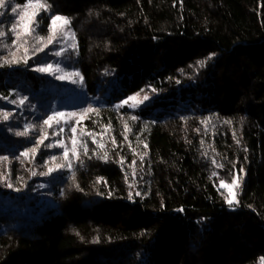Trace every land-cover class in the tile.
I'll return each instance as SVG.
<instances>
[{
    "label": "trees",
    "instance_id": "16d2710c",
    "mask_svg": "<svg viewBox=\"0 0 264 264\" xmlns=\"http://www.w3.org/2000/svg\"><path fill=\"white\" fill-rule=\"evenodd\" d=\"M42 1L71 21L86 93L106 99L80 126L110 128L108 165L63 169L48 189L55 206L38 211L31 191L54 152L43 122L56 82L36 66L53 49L29 38L17 51L11 16L0 15V206H31L0 209V264H260L264 0ZM37 20L47 37V15ZM13 52L21 62L5 64ZM153 88L147 107L114 105ZM235 175L243 185L230 206L219 183Z\"/></svg>",
    "mask_w": 264,
    "mask_h": 264
},
{
    "label": "rangeland",
    "instance_id": "374dc122",
    "mask_svg": "<svg viewBox=\"0 0 264 264\" xmlns=\"http://www.w3.org/2000/svg\"><path fill=\"white\" fill-rule=\"evenodd\" d=\"M44 2V1H42ZM45 3V2H44ZM7 6L9 5L6 3ZM14 6L9 5V7L2 8L3 14L5 13L7 15L11 16V20L9 19V26H11L15 22V16L16 14L12 13L11 8ZM23 7V5L21 6ZM7 9V11H6ZM6 11V12H5ZM45 15L48 17V23H47V33L49 30V25L51 24V17L53 15H58L62 17H66L64 15L58 14V13H52V11L49 9L48 11H43ZM41 12V13H43ZM40 13V14H41ZM68 35H65L63 37L58 36L57 40L54 41L51 44L53 52L51 53V56L49 58H46L40 65L36 66V69L46 65L51 64L53 66L59 64L60 69L62 71H53V72H40L42 74L47 75L48 77L52 78L56 82V87L51 88V99H50V110L48 112L47 118L52 115L54 112H63V113H81L84 109H94L97 105L103 103L105 101V98H101L99 96H90L86 93V89L84 87L83 80H80V77L75 76H69L66 79H57L58 76L66 75L68 73L73 72H79L78 68L75 65V49H76V43H75V36L73 29L71 27V24L68 26V28L65 30ZM61 49H64L62 55L57 56L55 55L56 52L60 51ZM47 57V56H46ZM39 72V71H38ZM80 73V72H79ZM81 76V74H80ZM82 77V76H81ZM110 93V92H109ZM136 93H140V96L137 98V100H142L144 95H148L149 99L144 100L142 103H137L135 107H133V101H129L128 104H123L128 106L129 108L135 110V109H141L143 107H147L152 104L154 98L156 97V93L146 90V91H133L130 93L126 98L121 99L119 102L115 103V107L117 106H123L122 101L127 100L129 96H134ZM22 97H18L17 103L18 105H21L19 103V100ZM171 109L169 108L168 111ZM89 113V112H88ZM87 113V114H88ZM87 114L81 118L80 116L72 117L71 119H68L67 122L65 120H61L59 124L52 123L51 130V137L49 138L50 141V148L54 150V152L51 154V158L53 156L57 157V161L52 162L51 158L49 160V163L46 161L47 165L45 167V173L48 172L49 167H54L55 163L59 164H66V161L63 157L64 148L59 146V141H63L64 145L71 150L72 143H71V137L73 136V133L71 132V128L75 127V137L77 139V153H78V159L75 156H72L71 151H69V159L71 160L72 167L73 165L79 166L80 169H90L93 165L95 168L102 169L105 166L108 165V159H102L107 152V144L109 142L108 138V130L110 129L107 125L101 124L99 125L98 130L96 129H90L86 130L83 127L80 126V122L84 120V118L87 116ZM46 118V119H47ZM99 123L100 119H98ZM79 121V123H77ZM60 128H63V132H59V134L54 135L53 133H57ZM83 133V134H82ZM88 133H91V135H88ZM85 146L87 149V154H85ZM71 167V168H72ZM71 169L68 167L59 168L48 175H41L39 181L37 182L36 186L31 191L33 195L36 196V202L35 204L39 206L38 211L42 210L44 207V204H48L50 206H55L54 201L51 199L49 195L48 189L51 187V179L52 177H55L60 171L63 169ZM234 178L238 179L239 187H233L232 191L236 194H238V191H240L241 186L243 183L239 181V177L237 175L234 176ZM228 184H231L232 181L227 182ZM220 188L224 191L225 197L229 195V189L221 187L219 183ZM6 201L1 203L0 209L4 211H21L26 212L28 211L31 206H23L20 207L16 204L15 199H12L10 197L4 198ZM3 199L0 197V202ZM40 212H38L39 214Z\"/></svg>",
    "mask_w": 264,
    "mask_h": 264
},
{
    "label": "snow or ice",
    "instance_id": "6c2138e0",
    "mask_svg": "<svg viewBox=\"0 0 264 264\" xmlns=\"http://www.w3.org/2000/svg\"><path fill=\"white\" fill-rule=\"evenodd\" d=\"M7 7L6 4V0H0V9ZM50 9V5H47L46 3L42 2V0H26L25 4L23 5V7H21L20 5H16L14 7L11 8L12 13L16 14L15 16V22L11 25L9 31L12 33V35L14 36V39L12 41V44L16 47L17 51L25 44H27L29 42V38H32L33 40L37 41L38 43H44L45 46H47V44H51L54 41L57 40L58 36L63 37L65 35H68V33L65 31L68 26L70 25L71 21L69 20V18L67 17H62V16H58V15H53L51 17V24L49 25V30H48V35L47 37L44 36H39L36 33V30L39 26V21L37 20V17L40 15L41 12L43 11H48ZM3 13H0V15H2ZM8 33L5 31L0 30V37H5ZM74 36V34H72ZM5 47H7V45H5ZM36 51H41L42 49L37 47L35 49ZM64 49H61L60 51L56 52L55 55L60 56L62 55ZM27 52H28V48H24V54H25V58L23 59L24 63H27ZM12 56L14 57V59L11 60H5L4 63L5 64H12V63H20L21 60L15 59V53H12ZM213 56H215V53H212L208 59H211ZM205 63V61H200L199 64L201 66H203V64ZM36 71L39 72H53V71H62L60 69L59 64L53 66L51 64H46L43 65L39 68L36 69ZM69 76H75V77H80V80H83V77L80 76L79 72H73V73H68L66 75H61L58 76L57 79H66ZM179 83V81H177ZM143 91V89L141 90ZM152 92H155L156 89H151ZM140 96V93H136L134 96H129L127 98V100L122 101V105L123 104H128L129 101H133V107L136 106L137 103H142L144 100H148L149 97L148 95H144L142 100H137V98ZM26 97L21 98L19 100L20 104H23L25 101ZM12 103H17V101H12ZM119 107V106H117ZM92 111H96L94 109L88 108V109H84L81 113H75V112H71V113H63V112H54L52 115H50L46 120H44V125L51 128L52 127V123H56L59 124L61 120H65V122H67L68 119H71L72 117H76V116H80L81 118H83L88 112H92ZM3 118L5 120H7L10 116V113H3ZM133 119H135V117H133ZM77 123H79V121H77ZM33 125H27L25 127V131L24 132H17L16 135H27L29 130L31 128H33ZM125 130H128V126L127 124H125ZM64 129L60 128L58 130L57 133H53L54 135L59 134V132H63ZM71 132L73 133V136L71 137V143H72V148L71 150H69L65 145L64 142L61 140L59 141V146L64 148V152H63V157L64 160L66 161V164H59V163H55L54 167H49L48 172L46 173H41L42 175H48L49 173L59 169V168H63V167H68L71 168L72 164H71V160L69 159V151H71L72 156H75L77 159L78 157V153H77V139L75 137V132H76V128L72 127L71 128ZM83 134V133H82ZM88 135H91V133H88ZM48 137L46 134L42 135L41 139L37 141V146L34 148H31L23 153H21V156L23 157H28L29 154L35 155V153L37 152L39 145L42 144L44 142V140H46ZM127 137H125L126 139ZM113 143H115V141L113 140ZM48 146H52V145H48ZM144 147L146 148L147 145L145 144ZM85 154H87V149L85 146ZM102 159H107V154L105 153V155L103 157H101ZM0 159H7V157H2ZM141 159H143V157H141ZM52 162L57 161V157L53 156L51 158ZM123 162V161H121ZM213 163H215V160H213ZM135 164V161H133V165ZM217 167H223V165H217ZM36 173H33V175H35ZM213 175H216L215 173H213ZM5 181H7L8 177L7 176H3L2 177ZM221 187L223 188H227L229 189V195L225 197L227 203L230 206H235L239 203V201L236 198V194L232 191L233 187H239V183H238V179L237 178H233L231 184L226 183L225 181L221 180L220 182ZM7 187L11 188L12 184L8 183L6 185ZM17 191H19L20 189H16ZM137 195H140V193H137ZM129 199H131V196L129 197ZM180 211H183V209H180ZM260 264H264V257H261L260 260Z\"/></svg>",
    "mask_w": 264,
    "mask_h": 264
}]
</instances>
